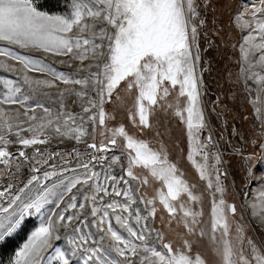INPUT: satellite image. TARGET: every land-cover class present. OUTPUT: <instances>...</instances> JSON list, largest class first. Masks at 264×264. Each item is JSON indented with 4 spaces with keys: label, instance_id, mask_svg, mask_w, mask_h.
<instances>
[{
    "label": "snow or ice",
    "instance_id": "6c2138e0",
    "mask_svg": "<svg viewBox=\"0 0 264 264\" xmlns=\"http://www.w3.org/2000/svg\"><path fill=\"white\" fill-rule=\"evenodd\" d=\"M210 6L211 0H64L62 12L50 13L42 10L39 0H0V57L4 58L0 70L16 77L2 81L6 91L0 94V177L7 178L0 191V201L7 203L0 202V243L27 223L31 210L41 213L39 227L9 264H264V191L252 205L258 228L233 220L237 207L225 199L228 161L220 150L228 125L226 121L224 127L214 125L211 114L216 113L217 119H224V114L215 106L206 113L200 103L203 80L196 72L201 59L198 38L206 24L202 12ZM242 7L235 19L249 32L240 46L247 65L241 75L246 89L248 80L257 85L256 98L250 102L264 130V0H247ZM35 53L43 56L34 58ZM256 53L259 56L253 60ZM49 55L61 58L58 63H67L73 70H58L47 61ZM173 91L175 103L169 101ZM125 96L131 99V108H126ZM181 98L186 107L181 106ZM215 103L227 108L219 97ZM12 105L19 107H5ZM122 108L140 132L151 131L152 121L160 113L174 114L186 125L187 160L199 181L206 184L199 195L195 192L198 182L183 178V171L169 160L163 144L153 150L130 135L123 123L109 127L118 122ZM230 135L240 137L234 126ZM97 136L103 137L99 144ZM57 138L85 145L89 159L78 161L82 176L66 177L68 169L57 171L56 164H49L57 157L65 159V154L45 156L40 146ZM229 143L225 141V145ZM17 145L20 147L12 151L11 146ZM117 148L120 155L114 151L107 155ZM259 148L255 158L264 161V142ZM73 151L80 157L75 145ZM253 158L244 157L250 178ZM93 162L106 164L110 170L104 176L105 184L90 169ZM115 167L122 174H112ZM137 167L147 169V174L138 175ZM25 169L32 174L26 175ZM149 175L161 185L152 197L141 191L149 184ZM17 180L22 187L16 186ZM90 180L96 183L89 185ZM132 182H137L135 188ZM77 185L94 188L91 221L83 212L69 211L85 209V204H77L75 195L61 208L65 196ZM205 194L211 196L210 232L201 226L203 212L193 207L202 203ZM98 196L101 201L104 196L125 199L97 206ZM52 203L60 211L42 212ZM113 218L127 237L113 226ZM157 219L162 227H156ZM173 224L182 229V233L176 232L178 242L166 240L164 228L175 232ZM61 230L71 233L67 251L54 248L62 238ZM205 236L214 257L211 261L198 250ZM53 248L54 254L46 257Z\"/></svg>",
    "mask_w": 264,
    "mask_h": 264
},
{
    "label": "rangeland",
    "instance_id": "374dc122",
    "mask_svg": "<svg viewBox=\"0 0 264 264\" xmlns=\"http://www.w3.org/2000/svg\"><path fill=\"white\" fill-rule=\"evenodd\" d=\"M246 3L247 0H211V6L203 10L202 15L206 20V24L198 38L201 59L196 66V72L203 80V84L201 85V106L205 108L206 113L215 106L219 112L224 114V119H217L216 113H212L210 117L212 123L216 126L224 127L226 121L228 125L223 133L224 140L220 141V150L228 161L227 170L229 176L224 180V184L227 187L225 199L228 203L235 204L237 207V213L235 217H233V220L241 223H250L253 227L258 228V225L255 223V217L252 215V205L258 202L261 191H264V179H261L264 177V161L256 159L255 154L260 152L259 144L264 142V135H261L264 130H262L261 122L257 119L255 110L250 102L256 98L257 85L254 81L248 80L246 89L245 78L241 75V69L246 68L247 65L243 60L240 46L244 42L243 38L248 35L249 29L242 28L235 19L238 11H243L242 6ZM244 19L247 20L250 19V17L245 16ZM193 51L195 52V49H193ZM33 56L34 58H39L43 56V54L35 53ZM258 56L259 53H256L253 60L258 58ZM0 59L4 58L0 57ZM59 59L61 58L53 57L51 55L47 57V61L53 63V66L58 70L66 72L73 70L68 68L67 63H58ZM63 59L67 61V57H64ZM9 62L11 63V61ZM255 70L259 71L260 69L256 68ZM30 75L38 78H47L40 73H30ZM5 78L16 79L12 73H6L3 70H0V94H3L6 91L2 83ZM61 87H63V85H61ZM178 88L179 86L177 85V90ZM44 90L48 91V89ZM50 91L55 92V89ZM175 96L176 91H173L172 96L169 97V101L175 103ZM233 96H235V99H233ZM262 96H264V94H262ZM217 97L224 100L227 108H225L223 104L215 103ZM125 104L126 108H131V99L127 96H125ZM181 106H187L185 98H181ZM5 107L17 108L19 106L12 105ZM109 107H114V105L106 106V109ZM126 108L121 109L118 122L110 123L109 127H118L120 123H123L130 135H133L135 139L147 142L149 147L153 150H158L161 144H163L167 150L169 160L175 162L183 171V178L189 183L198 182L195 192L199 195L206 188V184L205 182L199 181L198 173H196L191 162L187 160L188 141L186 125L174 114L169 115L166 113H160L158 117L153 119V129L151 131L144 130V132H140L138 129L134 128L131 121L127 119ZM37 111L40 112L39 109ZM75 111L78 112L79 108L75 107ZM184 115L186 117L187 113L185 112ZM24 126L26 127V125ZM233 126L239 131L240 137L230 135ZM157 132H159L160 135H157ZM102 140L103 137H96V142L98 144ZM225 141H230V143L225 145ZM89 142L92 141L89 140ZM104 142L107 143V141ZM118 143H123L122 138L118 140ZM73 145H75V150L81 153L80 157H77L73 151ZM17 147L20 146H11V150L15 151ZM40 147L44 149L45 156L53 152L65 154V159L57 157L50 161L49 164H56L57 171L64 168L68 169V171L64 173L66 177L83 175L84 170L78 166V161L87 162L89 159L88 155L85 154L86 147L84 144H77L75 141L68 140L59 142L57 138L51 140L50 144L41 145ZM109 147L111 148V146ZM236 149H239V153L236 152ZM27 151L31 153L32 149H27ZM91 151V149L87 150V152ZM113 151L116 155H120L119 148L109 151L107 155L111 156ZM68 153H72V155L67 156L66 154ZM247 156L254 157L249 161L251 164V178L245 167L244 157ZM196 159L200 160V157H196ZM124 162L125 164L127 163L126 160ZM209 163L211 164L213 161H209ZM2 167L3 165H0V168ZM43 167L46 170H52L49 165H44ZM73 169H75V172L72 171ZM90 169L98 172L100 174L99 183L105 184L104 176L110 171L107 168V165L105 164L104 166H101L93 162L90 164ZM111 171L112 174H122L119 167H115ZM134 171L140 176H143L148 172L147 169L139 167L135 168ZM24 172L28 176L32 174L28 169H25ZM38 174L42 176V172ZM6 180L7 178L0 177V191L4 190ZM14 183L17 187L23 186L20 184L19 180L14 181ZM46 183L50 184L51 181ZM95 183L96 181L94 180L89 181V185H94ZM110 183L111 182H108L106 186H109V190L111 191ZM132 186L135 188L137 182H132ZM118 187L123 188L124 186L119 185ZM160 187V182L154 181L149 175V184L143 186L141 191L147 193L149 197H152ZM93 194H95L93 187L77 185V188H74L72 193H68L65 196L61 208L65 207L66 204L70 202V196L75 195L77 204H85V209H79L78 207L75 210L70 209L69 211L83 212L87 215V219L91 221L93 217L90 215V209L93 206L91 201V196ZM99 195L102 196L103 193ZM137 195H139V193H137ZM86 196L88 197L87 200H85ZM113 199L123 203L125 198L123 196H104L103 201H101L98 196L97 206H102L103 203L111 202ZM0 202L7 206L6 200ZM157 206L160 207L158 200ZM143 207L144 206L141 205V208ZM193 207L194 210L203 212V216L199 218L202 221L201 226L204 227L206 231L210 232L211 196L205 194V199L202 203L196 204ZM48 210L60 211V209L55 208V203L46 204L42 209V212H47ZM9 211H11V209ZM31 211L33 214L26 217L27 223L21 229H18L13 233L11 237L6 238L3 243H0V264H9V261L15 258L16 252L27 242L31 233L39 227L41 213H36L34 209ZM159 215L160 213L158 212V217ZM164 215L166 216L167 214L164 213ZM241 217H243V220H241ZM111 222L122 235L127 237V233L116 224L114 218ZM156 227H162L159 219H157ZM173 227L176 228L175 232L169 231L167 227L164 228L166 232V240L178 242L176 232L182 233V229L177 228L175 224H173ZM87 230L88 229H85V231ZM61 231L62 238L60 241L55 242L54 248L59 247L62 250L67 251V236L71 233H64L63 230ZM92 231L95 232V228H92ZM217 235H219V233H217ZM54 248L49 249L45 253V256L47 257L48 255L54 254ZM198 250L202 255L207 256L210 261L214 259L210 251L208 236H205L200 241ZM112 255L115 256L114 253Z\"/></svg>",
    "mask_w": 264,
    "mask_h": 264
},
{
    "label": "trees",
    "instance_id": "16d2710c",
    "mask_svg": "<svg viewBox=\"0 0 264 264\" xmlns=\"http://www.w3.org/2000/svg\"><path fill=\"white\" fill-rule=\"evenodd\" d=\"M43 4V9L51 12H62L64 10V0H39Z\"/></svg>",
    "mask_w": 264,
    "mask_h": 264
}]
</instances>
